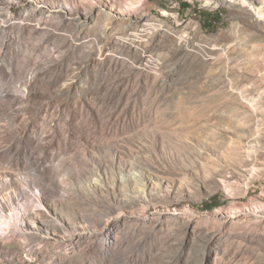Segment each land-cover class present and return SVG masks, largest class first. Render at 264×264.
Here are the masks:
<instances>
[{
    "label": "rangeland",
    "instance_id": "obj_1",
    "mask_svg": "<svg viewBox=\"0 0 264 264\" xmlns=\"http://www.w3.org/2000/svg\"><path fill=\"white\" fill-rule=\"evenodd\" d=\"M237 13L0 0V222L25 230L0 264H264V21Z\"/></svg>",
    "mask_w": 264,
    "mask_h": 264
},
{
    "label": "bare ground",
    "instance_id": "obj_2",
    "mask_svg": "<svg viewBox=\"0 0 264 264\" xmlns=\"http://www.w3.org/2000/svg\"><path fill=\"white\" fill-rule=\"evenodd\" d=\"M206 6L212 9H217L221 5H230L233 9L238 11L237 14L239 16L246 20H252L255 19L257 21H264V0H204ZM236 16V14H235ZM90 17V16H89ZM239 17V19H240ZM88 19V18H87ZM250 22V21H249ZM191 45V44H190ZM186 47V46H185ZM263 121V120H262ZM256 126V124L254 125ZM262 127V126H261ZM256 129H258L256 127ZM260 130V129H259ZM258 131V130H257ZM262 131H260L261 133ZM259 133V132H258ZM259 135V134H258ZM261 135V134H260ZM264 137V136H263ZM263 139V138H262ZM252 144V143H251ZM261 144V143H260ZM259 145V144H258ZM249 146V145H247ZM254 149V148H253ZM253 152V151H252ZM249 153V152H248ZM255 153V152H254ZM256 154V153H255ZM256 156V155H255ZM251 160V158H250ZM255 166V164H253ZM259 168V167H258ZM257 168V169H258ZM255 171V168L250 169L249 171ZM227 181V180H226ZM230 183V182H229ZM225 184V183H224ZM144 202V198L141 197ZM140 199V200H141ZM142 201V200H141ZM147 205V204H146ZM39 207H42L39 205ZM111 224V223H110ZM118 226V225H117ZM111 228V227H109ZM25 230L23 229L22 226H20L19 223L16 221V217L11 216L8 218V216H4V221L1 220L0 222V237H9L12 235V233H15L16 235H21L23 234L25 236ZM111 231V230H110ZM107 231V240L111 236V232ZM14 234V235H15ZM4 238V239H5Z\"/></svg>",
    "mask_w": 264,
    "mask_h": 264
},
{
    "label": "trees",
    "instance_id": "obj_3",
    "mask_svg": "<svg viewBox=\"0 0 264 264\" xmlns=\"http://www.w3.org/2000/svg\"><path fill=\"white\" fill-rule=\"evenodd\" d=\"M185 8L188 9L189 7L187 5H185ZM208 26L207 27H212V25L214 24V21L210 20L208 23ZM217 200V197H213L210 202H207L204 204V207L207 208L206 210L207 211H211L215 208L218 207V205L216 204V201Z\"/></svg>",
    "mask_w": 264,
    "mask_h": 264
}]
</instances>
